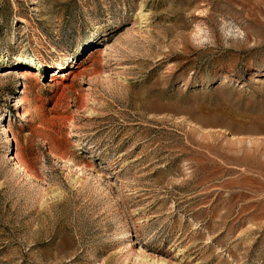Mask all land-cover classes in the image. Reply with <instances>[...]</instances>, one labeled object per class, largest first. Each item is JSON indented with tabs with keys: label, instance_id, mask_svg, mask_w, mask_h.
<instances>
[{
	"label": "rangeland",
	"instance_id": "rangeland-1",
	"mask_svg": "<svg viewBox=\"0 0 264 264\" xmlns=\"http://www.w3.org/2000/svg\"><path fill=\"white\" fill-rule=\"evenodd\" d=\"M0 264H264V0H0Z\"/></svg>",
	"mask_w": 264,
	"mask_h": 264
}]
</instances>
